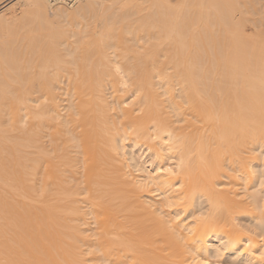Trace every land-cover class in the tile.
Listing matches in <instances>:
<instances>
[{
  "label": "bare ground",
  "instance_id": "6f19581e",
  "mask_svg": "<svg viewBox=\"0 0 264 264\" xmlns=\"http://www.w3.org/2000/svg\"><path fill=\"white\" fill-rule=\"evenodd\" d=\"M46 1L0 0V264H264V17ZM20 2L50 31L19 37Z\"/></svg>",
  "mask_w": 264,
  "mask_h": 264
},
{
  "label": "rangeland",
  "instance_id": "374dc122",
  "mask_svg": "<svg viewBox=\"0 0 264 264\" xmlns=\"http://www.w3.org/2000/svg\"><path fill=\"white\" fill-rule=\"evenodd\" d=\"M99 1H102L103 3H104V7H107V9H108V11H107V9H105L104 11H107V12H104V14H111V12H109V10L111 11L112 10V6L111 5H115V6H118V7H115V8H120L121 9V6L123 7V9L125 8V6L126 7H128V8H132L133 7V12L131 11V9H127V8H125L126 9V11H125V13H128L126 16H129L130 14L132 15V18L131 19H139V18H137V17H140L139 16V14L141 15V16H143V15H145V17H146V15H148L149 14V16L151 15L152 16V10H150L151 8H152V5H153V1L151 0V2H149V0H135V2H134V0H129L130 2L129 3H126V1L125 0H123L124 1V3L122 4V2H121V6H119V4H120V2L117 4V2L114 4L113 3V0H99ZM115 1V0H114ZM120 1V0H119ZM128 1V0H127ZM133 1V2H132ZM234 2H237V0L235 1V0H233ZM47 2V1H46ZM82 2H86V0L84 1H82ZM82 2H80L79 4H77L78 6L79 5H81V3ZM138 2V3H137ZM220 0H165V6L166 7H168L170 10L168 11V15H173V16H179V17H183V16H185V17H188V18H198V17H200V16H208V17H210V16H215L216 14H220V15H228L229 13H231V12H233L232 10H230L229 8L230 7H232V5L230 6V4L227 6L228 7V9L229 10H227V9H222V7H223V5H222V3L220 2ZM238 4H242L243 6H241L242 7V9H243V12L245 13V15H244V13H243V15L245 16V17H253V19H255V20H257V19H260V18H262V17H264V0H241V1H239L238 0ZM131 3H133V4H131ZM47 4L49 5V6H51L50 8H53V9H55V8H57L58 6L59 7H64V8H66V9H68V10H73V8L74 9H76L77 7V5H75V6H72V7H70V6H66V5H57V6H52V5H50L49 4V2H47ZM83 4V3H82ZM232 4H233V7L234 8H240L241 9V7H240V5H238L237 3V5L238 6H236V4H234L233 2H232ZM125 5V6H124ZM131 5V6H130ZM133 5V6H132ZM139 5H140V7L141 8H143L141 11H139V13H137V9L135 10V8L137 7V8H139ZM159 5V4H158ZM108 6H111V7H108ZM130 6V7H129ZM134 6H136L135 8H134ZM218 6H219V8H218ZM230 6V7H229ZM23 8H25L23 5H22V2H20V3H17V4H15V5H13V6H11V7H9L8 9H6V11H7V16H12V14H14L15 12V14H19L20 15V25H19V22H18V25H19V27L17 28L18 29V31H19V33H18V35H19V37H25L24 35H28V34H30L31 32H33L32 34L34 35V34H36L37 33V35H38V33H39V35L40 34H44V32L46 31L45 29H47V31H50L48 28H50L49 27V25H48V28H47V24H45V22H39V20H37L36 19V17L34 16V18H33V16H31L30 14H29V12H24V13H26L27 15L25 16V15H23L24 13H22L21 11H22V9ZM111 8V9H110ZM114 8V7H113ZM146 8V9H145ZM122 9V10H123ZM223 11H222V10ZM242 9L238 12V10H237V12H235V15L237 14L238 16H242L243 17V15H242ZM115 11H120L119 9H114ZM113 10V11H114ZM127 10H128V12H127ZM219 10V11H218ZM112 11V13H113V15L114 14H116V13H114ZM21 12V13H20ZM124 12V11H123ZM123 12H119V14H121L122 16L124 15V14H122ZM132 12V13H131ZM150 12H151V14H150ZM224 12V13H223ZM130 13V14H129ZM133 13H135V14H133ZM154 13H156V12H154ZM153 13V14H154ZM167 13V12H166ZM222 13V14H221ZM239 13H241V14H239ZM119 14H116V16H117V18H118V16H120ZM232 14V13H231ZM124 15V16H125ZM131 15L129 16V17H131ZM156 15V14H155ZM167 15V14H166ZM21 16H23L22 17V19H21ZM106 16V15H105ZM105 16H103V14H102V16H100V17H104V20H105ZM108 16H110V19H111V16H112V14L111 15H108ZM108 16H107V19H108ZM116 16H114V17H116ZM148 16V17H149ZM217 16V15H216ZM238 16H237V18H238ZM145 17H143V18H145ZM184 17V18H185ZM241 17V18H242ZM258 17V18H257ZM260 17V18H259ZM113 18V17H112ZM61 18H59L58 20L60 21V22H62L61 20H60ZM119 19V18H118ZM118 19L117 20H115V18H113V21L115 20L116 22L118 21ZM57 20V21H58ZM91 20V22H89ZM92 20H93V18H91V19H89V23L91 24H89L88 26V32L90 33V31H91V33L88 35V37L87 38H89V36H91V34H92V37H94V39L96 38L97 39V41H98V39L99 38H101L99 35L97 36V33H96V35H95V32L97 31V32H99V30H101V29H99L100 27L98 26V21H97V23H96V21H95V23H96V25H95V23L94 22H92ZM109 20V19H108ZM112 20V19H111ZM144 20V19H143ZM143 20H140V21H138L139 23H141V21H143ZM56 21V20H55ZM58 21V22H59ZM110 21V20H109ZM108 21V22H109ZM112 21V22H113ZM114 21V22H115ZM120 21V20H119ZM57 22V23H58ZM59 22V23H60ZM107 22V24H112L111 23V21L108 23ZM113 22V23H114ZM115 22V23H116ZM43 23H44V25H43ZM58 23V24H59ZM87 22L85 21L84 22V24H86ZM137 23V22H136ZM135 23V24H136ZM138 23V24H139ZM191 24V23H190ZM250 24V23H249ZM45 25H46V27H45ZM101 25V24H100ZM103 25V24H102ZM101 25V28H102V30H104L103 29V26ZM119 25V23L117 24V26ZM122 25V24H121ZM134 25V24H133ZM193 25V24H192ZM192 25H191V28H192ZM196 25H198L197 26V28H195L196 27ZM196 25H194L193 26V28L192 29H194V30H196V29H198V27H200L199 26V24H196ZM56 26V25H55ZM122 26H124V25H122ZM122 26H118V28H120V27H122ZM136 26V25H135ZM135 26H129L130 27V29L129 30H131V31H133L134 32V35H135V37H136V34L138 35L137 37H140L141 39V41H139V44L138 43H136L135 41H133L134 43H133V45L135 44V45H140V43L141 44H145L146 45V40L145 39H147V38H143V37H147V33H145V32H141L140 31V28L138 27V29H137V26L135 27ZM250 26L251 25H248L247 24V29L249 28V30H250ZM44 27H45V29H44ZM96 27V28H95ZM129 27H127V28H129ZM131 27H132V29H131ZM202 27V28H201ZM200 28H201V30L202 31H204V28H203V26H201ZM214 27V26H213ZM219 27V26H218ZM217 27V29H216V27H214L215 29H216V31L219 29ZM126 28V29H127ZM177 28V29H176ZM175 29L176 30H178V29H182V28H179V27H176ZM214 28H212V29H214ZM16 29V30H17ZM58 29V28H57ZM123 29H125V28H123ZM125 29V30H126ZM192 29H190V30H192ZM207 29V30H206ZM205 30L206 31H208L209 29H208V27L206 28ZM215 29H214V31H215ZM36 32H34V31ZM60 30V29H59ZM58 30V31H59ZM96 30V31H95ZM101 30V31H102ZM107 30V28L105 27V30L104 31H106ZM200 30V29H199ZM264 30V29H263ZM46 31V32H47ZM100 31V32H101ZM103 31V32H104ZM130 31V32H131ZM140 31V32H139ZM250 31H252V30H250ZM93 32H94V34H93ZM102 32V33H103ZM132 32V33H133ZM137 32V33H136ZM32 34H30V36L32 35ZM142 34V37L140 36ZM21 35H23V36H21ZM146 35V36H145ZM43 36V35H42ZM41 35H40V38L42 37ZM96 36V37H95ZM116 36V35H115ZM91 37V38H92ZM99 37V38H98ZM20 38V39H21ZM87 38H86V40H87ZM4 39L6 40L7 39V37H4ZM45 39V38H44ZM93 39V40H94ZM95 39V40H96ZM103 39H104V37H103ZM23 40H24V42H26L25 41V39H22L21 40V44H20V47H21V49H22V47L24 46L25 48H27V47H29V49H23L24 51H26V53L25 54H27V56L25 55L24 56V58L22 59V61L23 62H26V60L28 59V58H31L33 55V57L32 58H34L35 56L37 57V56H40V58H41V56L43 55V53H44V56H43V60H47L48 62H58V60L59 59H57L56 58V56H57V54H58V56L60 57V56H63V54L64 55H66L67 53H68V51L70 50V48L71 49H74V46L76 45L75 44V38L74 37H72V36H70V34L69 33H67V34H65L64 36L62 35L61 37L60 36H56L55 38L53 37V39L52 38H50L49 39V42L47 43V44H45L47 41H45V40H47V39H45L44 41H41V40H39V42L37 41L36 43H38L37 45L36 44H34V43H32V47L34 46V45H36L37 46V52H39L41 49H43L42 50V52L40 53V54H42V55H38L37 54V52L34 50V53L33 52H30V51H33V50H31L30 49V47L31 46H28L27 45V47L25 46V43H22L23 42ZM27 40V39H26ZM89 40V39H88ZM92 40V41H93ZM42 43H41V42ZM90 41H91V39H90ZM91 41V42H92ZM97 41L96 42H94V43H90L89 44V47H90V51H91V53L93 52V53H95L96 52V49L98 48V46L99 45H97V46H95L96 48H94V46L93 45H95L96 43H97ZM114 41H117V43H120V42H118V38H117V40H116V38L113 40V43H114ZM27 42H29L28 40H27ZM27 42H26V44H27ZM89 42V41H88ZM41 43V44H40ZM50 43V45H49V48L50 49H53V48H55V49H59L58 50V52L60 53V55H59V53H57V51L55 50V49H53V50H55V52L53 51V50H51L52 52H50V50H49V48L48 49H46L47 48V46H48V44ZM117 43H114V44H116V45H119L120 46V44H117ZM24 44V45H23ZM34 44V45H33ZM67 44V45H66ZM98 44V43H97ZM131 44V43H130ZM143 44V45H144ZM91 45V46H90ZM144 45V46H145ZM36 46H34L33 48H35ZM87 46V45H86ZM102 46V45H101ZM123 45H121V47H122ZM174 46H178V44L176 45V44H174L173 45V47ZM23 47V48H24ZM40 47H42V48H40ZM43 47H45V48H43ZM103 47V46H102ZM40 48V49H39ZM94 48V49H93ZM101 48V47H100ZM44 49H46V50H44ZM99 49V48H98ZM116 49V48H115ZM62 50V51H61ZM76 50V49H75ZM95 50V51H94ZM28 51V52H27ZM79 51V50H78ZM77 51V53H78V57H79V55H82V54H79L80 53V51L78 52ZM23 52H22V54H23ZM50 52V53H49ZM85 52V51H84ZM28 53H29V55H28ZM33 53V55H31ZM36 53V54H35ZM49 53V54H48ZM76 53V54H77ZM116 53L118 54L119 53V49H116ZM51 54V55H50ZM45 57V58H44ZM46 57H49V58H47L46 59ZM51 57V58H50ZM58 57V58H59ZM38 58V57H37ZM119 58V57H118ZM117 58V59H118ZM167 56L165 57H162L161 59H162V61H166L167 62ZM115 60L114 58H112V61L113 60H115V61H118V60ZM121 59V58H120ZM119 59V61L118 62H120V61H122V59L120 60ZM61 63L63 62V61H66V59H60L59 60ZM107 93H108V95L110 96V94H111V89H110V87L107 89ZM111 100V99H110ZM129 144L130 143H126V148L128 149V148H131L132 146H131V144H130V146H129ZM129 146V147H128ZM138 147V146H137ZM126 148H125V151H127L126 150ZM140 151H142V152H144V156H145V160L148 162V163H151V160H150V157L148 156V154L146 153L147 152V150H146V147H140ZM255 164L257 165V166H262L263 164H264V156H262V157H259L256 161H255ZM264 185H262V187H263ZM257 188V187H256ZM255 188V189H256ZM257 189H259V188H257ZM263 189H264V187H263ZM263 189H260V190H262L263 191ZM254 190V189H253ZM259 191V190H258ZM262 191H259L258 192V196H259V194L261 195V192ZM254 192V191H253ZM257 192V191H256ZM264 192V191H263ZM262 196V195H261ZM264 196V195H263ZM95 226V224H92V228ZM214 260V259H213Z\"/></svg>",
  "mask_w": 264,
  "mask_h": 264
},
{
  "label": "built area",
  "instance_id": "2783aa9c",
  "mask_svg": "<svg viewBox=\"0 0 264 264\" xmlns=\"http://www.w3.org/2000/svg\"><path fill=\"white\" fill-rule=\"evenodd\" d=\"M83 0H48L49 4L52 6H57V5H66V6H75L82 2Z\"/></svg>",
  "mask_w": 264,
  "mask_h": 264
}]
</instances>
